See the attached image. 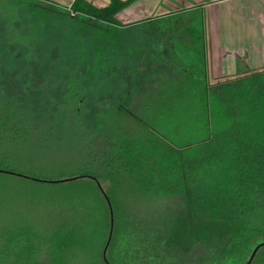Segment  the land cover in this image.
Here are the masks:
<instances>
[{
	"label": "trees",
	"instance_id": "trees-1",
	"mask_svg": "<svg viewBox=\"0 0 264 264\" xmlns=\"http://www.w3.org/2000/svg\"><path fill=\"white\" fill-rule=\"evenodd\" d=\"M12 1L2 48L62 22L95 49L0 83V264H264V67L212 80L203 8L131 41L137 0Z\"/></svg>",
	"mask_w": 264,
	"mask_h": 264
},
{
	"label": "rangeland",
	"instance_id": "rangeland-1",
	"mask_svg": "<svg viewBox=\"0 0 264 264\" xmlns=\"http://www.w3.org/2000/svg\"><path fill=\"white\" fill-rule=\"evenodd\" d=\"M52 1L67 7H70L74 2V0ZM88 1L97 6H104L110 0ZM254 3L257 5V2L254 1ZM248 5V0H137L117 14V18L123 24L128 25L127 33L131 35L127 39L133 41L135 36L142 35L140 37L142 38L146 35V38L150 39L157 34V31L153 30L155 25H147L151 20L163 16H172L194 8H203L207 18L210 77L216 81L219 78L243 73L250 69L251 62L248 60L250 52H246L245 49H251L250 44H248L251 38L249 40L247 36L252 28L258 27L260 30H264V10L260 12L261 15H251L242 11ZM12 10H14L12 0H0L1 29L4 18ZM12 14L13 17L20 16L18 11ZM252 19L253 21H251ZM76 29L75 26L66 25L62 22L57 23L56 26L44 22L35 33L40 42V49L38 54L31 58L22 56L15 44L8 46L7 49L0 46L1 86L6 85L9 89L14 90L16 85L23 83L27 78L29 79L28 83L31 81L34 83L42 82L44 79L51 78V84L60 85L58 82L63 76L62 70L66 69V65H70L76 58L89 59L95 49L90 34L85 31L79 33ZM134 31L138 32L137 35L131 33ZM226 43L231 44L234 51H238L236 58H231L229 54L221 55L220 48ZM261 50H264V43L261 45ZM107 60L106 58L101 59L99 65L108 64L109 61ZM28 86L31 87L32 84ZM152 202L154 201L149 202L146 199L140 204L143 209H147L151 207L148 206ZM43 233L47 235L51 231L47 228Z\"/></svg>",
	"mask_w": 264,
	"mask_h": 264
},
{
	"label": "crops",
	"instance_id": "crops-1",
	"mask_svg": "<svg viewBox=\"0 0 264 264\" xmlns=\"http://www.w3.org/2000/svg\"><path fill=\"white\" fill-rule=\"evenodd\" d=\"M254 1L257 2V5H255ZM248 3L249 5L243 8L242 10L243 12L249 13L251 15H254V14L261 15L260 12L264 10L263 9L264 0H248ZM251 18L253 17L251 16ZM251 21H253V19ZM263 31L264 30H260L258 27L252 28L251 30H249V35L247 36V38L249 40L251 38L250 42L248 43L250 44L251 49L250 50L245 49V50L246 52L247 51L250 52V57L248 58V60H250L251 62L249 65L250 69H257L260 67H264V50L263 51L261 50V45L262 43H264V32ZM240 50H242V48H240ZM220 52H221V55L229 54L231 58L232 57L236 58L238 54V51H234V48L229 43H226V45L223 44L222 47L220 48Z\"/></svg>",
	"mask_w": 264,
	"mask_h": 264
},
{
	"label": "water",
	"instance_id": "water-1",
	"mask_svg": "<svg viewBox=\"0 0 264 264\" xmlns=\"http://www.w3.org/2000/svg\"><path fill=\"white\" fill-rule=\"evenodd\" d=\"M112 231H113V228H112V230H111V234H110L109 242H110L111 237H112ZM109 242H108V244H109ZM107 246H108V245H107Z\"/></svg>",
	"mask_w": 264,
	"mask_h": 264
}]
</instances>
